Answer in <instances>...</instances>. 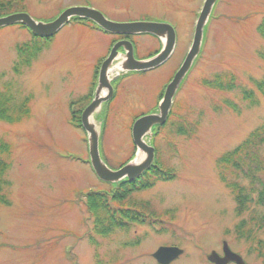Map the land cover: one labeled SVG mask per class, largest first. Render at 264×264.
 <instances>
[{
	"label": "rangeland",
	"instance_id": "obj_1",
	"mask_svg": "<svg viewBox=\"0 0 264 264\" xmlns=\"http://www.w3.org/2000/svg\"><path fill=\"white\" fill-rule=\"evenodd\" d=\"M204 1L24 0V7L15 9L47 23L69 8L90 7L111 22H160L176 30V48L165 64L114 82L116 93L101 114L100 141L111 169L133 156V122L153 113L184 62ZM263 22L264 0L218 1L203 54L178 91L173 114L154 144L164 170H172L175 179L133 195L136 202H151L147 216L156 214L161 223L134 225L109 237H102L87 220L82 197L110 187L92 170L87 135L70 119L72 103L77 102L72 108L83 109L91 101L97 68L114 36L73 20L45 42L29 67L17 72V47L31 42L32 35L20 25L0 29V92L13 106L28 101L29 110L15 122L0 120V140L10 151L4 156L7 171L0 177L5 182L0 196L8 201L0 202V264H158L153 254L161 246L180 245L182 239L191 256L172 264H205L194 243L209 252L219 247L224 232H239L241 222L251 217L236 213L234 194L222 181L217 162L264 125V96L257 87L264 81ZM135 41L139 60L161 46L150 35ZM43 43L30 44L40 48ZM226 72L237 79L235 91L220 93L202 85L204 79ZM242 91H252L255 104L245 101ZM178 125L183 135L175 133ZM258 211L264 215L263 207ZM244 240L247 246L259 245Z\"/></svg>",
	"mask_w": 264,
	"mask_h": 264
},
{
	"label": "water",
	"instance_id": "obj_2",
	"mask_svg": "<svg viewBox=\"0 0 264 264\" xmlns=\"http://www.w3.org/2000/svg\"><path fill=\"white\" fill-rule=\"evenodd\" d=\"M218 1H204L196 22L193 42L184 62L167 86L157 110L150 115L139 118L134 123L132 138L136 147V154L132 160L118 170L111 169L101 155L100 141L103 129L101 114L103 108L114 97V82L119 80L123 74L149 72L159 68L171 58L177 43V34L173 26L160 22L115 23L93 8L74 7L65 10L54 21L47 23L36 22L25 13L0 17V29L12 25H22L37 37L51 38L72 20L81 19L93 22L103 32L113 36L150 35L161 41V52L142 61L137 60L133 43L128 40L116 43L100 68L94 98L82 113V127L87 135L92 170L101 182L118 186L125 181H136L153 167L155 147L151 141L155 136L156 128L167 123L174 98L202 53L206 31ZM182 254L183 251L178 248L161 247L154 253L153 257L159 264H170ZM225 254L229 258L237 257L229 249L225 250ZM208 258L212 263L224 264V260L219 259L216 253H212Z\"/></svg>",
	"mask_w": 264,
	"mask_h": 264
},
{
	"label": "trees",
	"instance_id": "obj_3",
	"mask_svg": "<svg viewBox=\"0 0 264 264\" xmlns=\"http://www.w3.org/2000/svg\"><path fill=\"white\" fill-rule=\"evenodd\" d=\"M24 5V0H0V17L8 16L15 12L17 13L15 9L23 8ZM76 20L78 21L79 19ZM80 21L90 23L87 20ZM22 28L27 29L25 27ZM260 30L264 34V22L260 25ZM31 35V42L17 47V53L19 55L17 72L18 70L24 69V67H29L34 56L43 50V46L46 44L45 42H49L53 39L48 38L43 40L33 34ZM37 40L41 42L42 40L45 41L40 48L30 44ZM236 81L237 79L232 72H226L215 75L212 80L204 79L202 85L211 91L228 93L237 89L238 83ZM257 87L259 92L264 96V81ZM163 92L158 101L162 99ZM242 94L244 95L245 101L255 104V96L252 91H242L241 95ZM27 102L28 101L25 100V102L13 106L11 100L5 98L0 92V120L8 122L20 120L22 115L27 114ZM76 103H72V107L75 106ZM227 104L230 105V103ZM72 107L71 121L75 127L82 129L81 114L83 110L82 108L77 109ZM13 109L15 110L14 113H16L15 116L10 115L11 112L13 113ZM172 114L171 112L170 117ZM164 127H158L156 130L155 138L152 140L153 145ZM182 128V125H178L175 133L183 135L184 132ZM155 149L156 160L154 166L137 181H125L120 183L117 187L109 185L110 189L108 191H90L86 195H83L82 198L85 199L84 205L86 208V215H88L87 220H92L94 230L102 237H109L117 230L127 231L134 225L155 227L161 223L156 217V214L147 216L151 211V207L153 208L151 202H136L133 200V195L136 192L152 188L159 181H170L175 179L172 170H164L162 161L159 158V149ZM135 150L136 148L134 147L133 154ZM9 153V145L0 140V177H3L7 171L8 164L5 162L4 156ZM217 164L221 171L220 176L222 181L234 194V199L237 204L236 213L239 216L246 214L251 216L248 221H242L239 231L249 232L253 230L254 232H258L261 230L264 233V215H260L258 211V207L264 208V125L252 132L248 139L236 149L222 156ZM0 184L3 186L5 182L0 181ZM1 191L2 188L0 187V192ZM0 202L4 205H8V201L2 196H0ZM137 207L143 209L142 212L137 211ZM261 245L264 246L263 243Z\"/></svg>",
	"mask_w": 264,
	"mask_h": 264
},
{
	"label": "flooded vegetation",
	"instance_id": "obj_4",
	"mask_svg": "<svg viewBox=\"0 0 264 264\" xmlns=\"http://www.w3.org/2000/svg\"><path fill=\"white\" fill-rule=\"evenodd\" d=\"M91 26L95 27V25H93V24H91ZM135 38L136 37H134V36H121V37L114 36L112 44L110 46V50H109V52H108V54H107V56H106V58L104 60H106L108 58L113 46L116 43H118L120 41H123V40H128V41L132 42L134 44L135 50H137L138 46L136 45ZM43 40H42V42H45ZM160 50H161V46H160V48L158 49V51L156 53H158ZM124 76L125 75H123L121 79H123ZM114 90H115V93H116V90H117L116 87H114ZM84 108H85V106L83 107V109ZM146 115L147 114L139 115L138 117L135 118V121L137 119L143 117V116H146ZM135 121H134V123H135ZM134 154H133V156H134ZM126 163H124V164L122 163L117 169H119L120 167H122ZM248 238L254 239V241L257 244H259V245H257V246H247V245H245L247 243L245 242L244 239H248ZM258 238H260V242L257 241ZM262 238L264 239V233L262 231H258V232H248V231H243V232L239 231L238 232V231H236L234 234H232V232L228 231V232H224L222 234V237L220 238V242H219V247L213 248L209 252H207V251L205 252L203 247H201L198 243H194L195 244V246H194L195 249L194 250H197L198 252L202 251L203 259L206 260L205 264H215V263H212L209 260V258H208L212 253H216L218 255L219 259L224 260V264H242V263H244V264H264V246L260 245L262 243ZM184 241L186 242L187 238H185ZM181 242H183V239L181 240ZM181 242H180V245H177V244L174 245L172 243V244L161 246V247H168V248L175 247V248H178V249L183 251V254L178 259H176L173 262H171L170 264H172L175 261H178V260H180L182 258H184V259L190 258L191 255L186 251L187 249L182 246ZM228 249L233 254L237 255V257H230V258L226 257L225 250L227 251Z\"/></svg>",
	"mask_w": 264,
	"mask_h": 264
}]
</instances>
